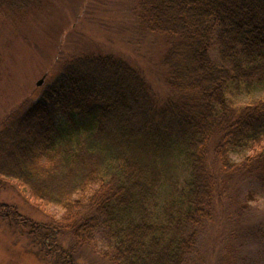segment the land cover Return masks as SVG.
I'll return each mask as SVG.
<instances>
[{
    "label": "trees",
    "instance_id": "trees-1",
    "mask_svg": "<svg viewBox=\"0 0 264 264\" xmlns=\"http://www.w3.org/2000/svg\"><path fill=\"white\" fill-rule=\"evenodd\" d=\"M40 4L0 0V22L17 24ZM135 4L141 28L167 39L162 66L172 98L160 102L122 58L78 57L38 102L0 124V188L41 211H64L56 225L42 226L0 198V220L49 245L61 264L71 260L53 241L59 230L87 246L104 241L111 264H199L223 178L217 171L264 187V98L238 107L231 98L264 88V0ZM172 161L184 163L185 175L157 213Z\"/></svg>",
    "mask_w": 264,
    "mask_h": 264
},
{
    "label": "rangeland",
    "instance_id": "rangeland-1",
    "mask_svg": "<svg viewBox=\"0 0 264 264\" xmlns=\"http://www.w3.org/2000/svg\"><path fill=\"white\" fill-rule=\"evenodd\" d=\"M135 7V0H41L39 7L21 22H0V124L25 105L38 102L65 64L78 57L122 58L143 75L160 102L172 98L162 66L167 39L141 28ZM211 57L223 65L215 50ZM231 98L236 107L243 106L264 98V88L255 86L251 94L241 89ZM243 159L244 154L231 156L234 163ZM215 162L212 159L210 164L216 168ZM165 167L157 213L185 175L182 161L167 162ZM218 174L223 178L216 191L215 216L203 238L199 264H264V187L245 186L237 175L228 177L221 169ZM249 190L252 198L248 197ZM0 198L21 216L42 226L53 227L64 214L55 206L41 211L25 195L9 188H0ZM27 231L16 232L0 220V264H61L58 253H49V245L39 247ZM254 231L260 232L259 239L244 241L243 235ZM53 241L71 264H111L105 257L109 248L104 241L87 246L65 230H59Z\"/></svg>",
    "mask_w": 264,
    "mask_h": 264
},
{
    "label": "water",
    "instance_id": "water-1",
    "mask_svg": "<svg viewBox=\"0 0 264 264\" xmlns=\"http://www.w3.org/2000/svg\"><path fill=\"white\" fill-rule=\"evenodd\" d=\"M44 81V78L37 84L38 86H40Z\"/></svg>",
    "mask_w": 264,
    "mask_h": 264
}]
</instances>
